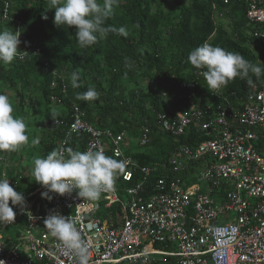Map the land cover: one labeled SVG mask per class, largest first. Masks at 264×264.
<instances>
[{"label": "built area", "instance_id": "obj_1", "mask_svg": "<svg viewBox=\"0 0 264 264\" xmlns=\"http://www.w3.org/2000/svg\"><path fill=\"white\" fill-rule=\"evenodd\" d=\"M244 3L252 35L264 40V29H256L264 24V0ZM50 87L58 86L52 81ZM196 87L189 81L178 92H161L169 107L184 100L185 108L158 114L155 127L174 142L191 129L202 140L174 146L155 165L141 164L133 154L151 143L154 130L142 127L130 135L95 128L71 103L56 149L70 148L80 136L82 151L95 145L130 163L114 190L95 202L79 198L76 190L50 192L48 199L42 185L24 192L22 204L9 201L16 216L0 226V264H77L43 224L52 212L77 221L89 245L88 264H264V77L235 105L226 87L198 96ZM59 90L66 94L63 80ZM5 163L9 158L0 156V165Z\"/></svg>", "mask_w": 264, "mask_h": 264}, {"label": "trees", "instance_id": "obj_2", "mask_svg": "<svg viewBox=\"0 0 264 264\" xmlns=\"http://www.w3.org/2000/svg\"><path fill=\"white\" fill-rule=\"evenodd\" d=\"M8 1L12 3L9 16L18 20L21 27H19L21 43L18 47L20 50L29 48L30 51L21 61L14 59L10 64L0 62V90L7 85L15 89L18 85L15 90H18L17 94L22 97L30 90V84L36 77L41 80L37 90L45 106L51 105L50 95L62 103L53 113L46 110L43 117V120H47L43 136L47 139L42 151L44 157L56 149L58 140L63 138L69 121L68 111L71 103H76L82 109L86 120L95 128L109 127L114 133L126 130L130 135H135L138 128L142 127L154 130L152 133L154 138L150 144L134 149V157L141 164H159L166 160L174 146L193 141V138L201 141L202 137H195L197 134L193 129L179 136L174 142L171 135L162 133L155 127L158 114H167L174 106L177 110L184 109V100L178 101L171 108L163 101L160 92L155 90L141 93L135 102L129 101L125 87L130 83H136L138 78L148 77L158 81L163 77L166 91L178 92L180 83L193 81L197 84L196 96L208 94L211 89L202 75L206 69L194 68L187 57L191 50L207 43L212 37L215 32L213 20L215 11L231 20L237 19L247 24L250 35L242 36V39H249L248 41L260 53L261 59L257 63L255 52L248 51L245 45L241 46L227 40L220 32L218 38L208 44L238 52L248 61L264 68V40L252 35L255 28L246 19L244 0H189L187 5L176 0V8L172 12H163L158 0H119L114 6L113 14L105 21V26L114 29L124 27L128 35L122 36L113 31L107 38L98 37L94 45L85 49L78 46L74 27L67 28L54 23L55 10L48 7L49 0H34L33 3L30 0ZM99 2L102 4L103 0ZM151 2H156L157 7L154 11L150 8ZM1 18L0 0V28ZM263 25L259 24L260 27L256 29L263 30ZM59 32L71 35L70 37L75 39V45L69 47L63 44L61 35L58 36ZM162 41L165 42L164 47L161 45ZM34 48L39 49L37 54L33 53ZM172 54L177 59L175 68L164 64L167 57ZM125 58L131 61L130 68L126 67ZM153 70L154 74L151 75ZM72 71H78L80 74L81 87L76 89L71 87L69 79ZM263 77L264 74L258 79L249 73L247 78L237 77L230 81L226 86L228 89L226 95L230 102L235 105L240 99L245 98L251 86L258 85ZM249 79L252 81L251 84L248 83ZM62 80L67 90L64 96L59 90ZM52 81L58 87L51 89ZM88 87L96 88L100 93L99 99L93 101L76 99L77 93L86 91ZM25 97L29 98V95L25 94ZM18 105L24 110L26 107L24 99L21 98ZM25 116V112L21 113L22 118ZM54 120L58 121L57 124ZM84 145L82 137L74 136L70 148L82 151ZM153 147H160V152L156 154H153L155 150L150 152ZM10 154L12 152H0V156L4 158H9ZM27 177L22 173L16 174L10 186L22 195L40 185L28 181ZM118 183L121 184V181ZM113 207L117 210V206Z\"/></svg>", "mask_w": 264, "mask_h": 264}, {"label": "clouds", "instance_id": "obj_3", "mask_svg": "<svg viewBox=\"0 0 264 264\" xmlns=\"http://www.w3.org/2000/svg\"><path fill=\"white\" fill-rule=\"evenodd\" d=\"M1 1V20H7L17 28L15 32L9 29L0 30V62L10 64L14 59L23 60L30 49L28 48L25 55L22 52L27 48L19 49L20 23L9 16L12 3L8 0ZM118 3L119 0H103L102 4L99 0H49L48 7L55 10L56 25L74 27L78 46L85 49L94 45L98 37L107 38L113 31L122 36L128 35L124 27L114 29L105 26V21L113 14L114 6ZM187 60L196 69H206L202 75L213 93L226 87L237 77L244 79L252 73L259 79L264 74V68L248 61L240 53L208 43L191 50ZM125 65L129 68L132 66L128 58H125ZM69 79L73 89L81 87L78 71H72ZM248 83H252L251 79ZM99 96L96 88L88 87L86 91L77 93L76 99L93 101L99 99ZM49 99L55 109L62 105L57 98L52 101L51 95ZM13 112L10 98L0 93V152L17 151L29 140L25 122L22 118L14 116ZM32 143H39V139L34 138ZM129 163L130 160L107 156L95 145L86 151L54 149L45 157L34 159L33 176L34 181L47 189L41 193L45 198H52L49 196L50 192L64 195L76 190L79 198L95 202L100 199L102 192L114 190L117 176L125 173ZM9 201L12 205L22 204L24 197L10 186L8 178H0V224H11L15 220L16 212L9 205ZM43 224L64 251L74 254L77 264H88L89 245L82 239L77 221L73 217L52 212L47 215Z\"/></svg>", "mask_w": 264, "mask_h": 264}, {"label": "rangeland", "instance_id": "obj_4", "mask_svg": "<svg viewBox=\"0 0 264 264\" xmlns=\"http://www.w3.org/2000/svg\"><path fill=\"white\" fill-rule=\"evenodd\" d=\"M161 3V10L163 12L169 11L172 12L176 8V0H158ZM184 5L188 4L189 0H179ZM30 2H34V0H30ZM156 2H151L150 8L152 11L156 8ZM213 20L215 23V32L212 34V37L208 39L207 43H210L213 39L218 38L219 32L221 35H223L227 40L231 42H235L240 44L241 46H247L248 51L255 52L256 54V61L257 63L261 59L260 53L257 51V48L250 43L248 40H243L242 36L250 35L249 28L247 24L239 22L237 19L231 20L226 16H223L220 12H216L213 15ZM1 28L0 30L9 29L12 31H17V28L13 25V23L8 22L7 20H1ZM10 23V24H9ZM2 26H6V28H2ZM252 27H254V24H251ZM21 28V27H20ZM19 28V32H20ZM61 35V36H60ZM58 36L61 37V41L63 44H67L69 47H73L75 45V39L71 38L69 34L67 33H60ZM165 41V40H164ZM162 41L161 45L164 47L165 42ZM170 54V53H169ZM177 59L175 55H170L167 57L166 65L176 67L177 65ZM154 74V70L151 71V75ZM88 78V77H87ZM86 79V78H85ZM164 78L161 77L158 81L152 80L148 77L138 78L136 83H130L126 85L125 87V94L129 98V101H137L140 98V94L147 92V91H157V92H165L164 87ZM41 83V80L34 77L32 80V84H30L29 89L25 92V94L29 95V98L25 97V94L22 93V97H20L17 92L18 90H15L16 88H11L7 85V87H3L2 91L0 90V93L7 95L14 107L13 115L16 117H21V113L25 112V117L22 118L23 121L26 124V134L29 137L28 143L22 145L17 151L12 152V154L9 156V163H5L3 165H0V178H8L9 184L11 185L14 181V177L16 174H23L25 176H28L27 179L30 182L36 183L34 181L33 176V161L36 157H44L42 155V151L44 146L47 143V139L43 136L45 133V127L47 120H43V117L45 115L46 110L48 112L53 113L55 108L52 105H49L48 107L45 106L43 100H41V97L39 95V91L37 88L39 87ZM164 89V90H163ZM24 99V104L26 107H24V110L19 107V100ZM51 103V102H50ZM148 108L149 106L146 105ZM21 111V112H20ZM34 138L39 139V143L33 144L32 140ZM160 147H153L151 148V151H156L153 154L159 153ZM12 178V179H10ZM39 185V184H37ZM8 232V230H6ZM127 264V263H126Z\"/></svg>", "mask_w": 264, "mask_h": 264}, {"label": "crops", "instance_id": "obj_5", "mask_svg": "<svg viewBox=\"0 0 264 264\" xmlns=\"http://www.w3.org/2000/svg\"><path fill=\"white\" fill-rule=\"evenodd\" d=\"M117 264H126V263H117Z\"/></svg>", "mask_w": 264, "mask_h": 264}]
</instances>
